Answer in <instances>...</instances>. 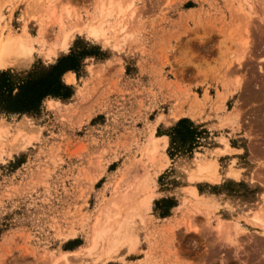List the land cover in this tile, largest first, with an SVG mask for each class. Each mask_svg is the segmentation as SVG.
Masks as SVG:
<instances>
[{"label": "rangeland", "instance_id": "rangeland-1", "mask_svg": "<svg viewBox=\"0 0 264 264\" xmlns=\"http://www.w3.org/2000/svg\"><path fill=\"white\" fill-rule=\"evenodd\" d=\"M114 1L128 7L104 23L107 43L75 36L51 59L60 32L108 0H0L4 35L47 31L29 61L0 72L36 78L87 54L74 83L61 78L69 99L0 112V264H61L65 252L81 264H264V226L246 220L260 212L264 221V0ZM192 109L197 120L168 123L171 111ZM180 120L201 133L188 153L169 149ZM216 158L219 183L188 181L194 160ZM219 220L238 229L225 236Z\"/></svg>", "mask_w": 264, "mask_h": 264}, {"label": "bare ground", "instance_id": "bare-ground-1", "mask_svg": "<svg viewBox=\"0 0 264 264\" xmlns=\"http://www.w3.org/2000/svg\"><path fill=\"white\" fill-rule=\"evenodd\" d=\"M117 2L114 0H108V2L106 4L101 2L98 5L97 10H95L90 15L87 22L82 24V26H73L72 28H70L68 30L60 32V35H59L57 42L55 44H53V46L46 47L45 56L47 58L52 59V58H56L58 53L66 52L75 36H84L86 39H91V40L97 41V42L102 43V44L107 43L109 41L108 40L109 37H107V35H105L103 33L104 23H107L108 22L107 20L109 18H111L113 15L122 14L128 7V5L126 7H124L121 5V3L119 4V1H117ZM33 7H34V5H33ZM31 8H32V6L30 7V9ZM25 23H27V22H25ZM56 24L59 27H61L60 19H57ZM25 26L26 25H23V27L19 33H13V32L7 31L6 32L7 34L4 35L3 33L0 32V70L11 67L20 61H29L31 59L32 51L35 49V45H39L41 47L45 46L44 45V39L47 36V31L43 27H40L37 31V35L32 37L28 34V31H27ZM233 39L234 38L232 37V40ZM245 42H242V43H244L246 45ZM235 46L237 47V44L233 46L234 50L236 52V50H238V49H235ZM246 47H247V45H246ZM246 47H245V50H246ZM228 48H229V46H228ZM229 50L227 49L228 52H229ZM243 50H244V48H243ZM226 52H223V53H226ZM238 54H239V52H238ZM222 55H224V54H222ZM222 55L220 57H222ZM62 81L64 84L74 83L73 74L71 72H66L62 76ZM220 95H222L220 97V99L223 100L225 98V96H223L224 94H220ZM46 103L51 108L57 107V105H58V102L54 101L52 99L46 100ZM177 111L173 110L169 113V121H168L169 124L172 123L173 121L177 120L179 116L188 115V117H190L192 120L198 119V114L193 109L190 110V112H180L179 110H177ZM227 119H228V117H227ZM157 141H158V139H156V138L155 139L153 138V139H151V141H149L148 147L151 150V152H154L155 149L157 148V143H156ZM223 144L226 147L225 150L228 149L227 144L225 142ZM225 150H224V152H227V150L226 151ZM224 152L222 150V152L221 151L218 152V155L222 154ZM188 172L189 173H188L187 179L189 182H191L193 180H199V181L204 180V181H207L210 183H215L219 180V176L216 172V162L214 160H212V161L211 160H209V161H207V160L206 161L194 160L193 166L191 167V169ZM226 173H227V176H230L234 179H238L240 176V174L237 171H234L233 169H228ZM188 188H186L187 189L186 192L189 194V196H191L192 198L197 200L198 196H197L195 190L191 187L189 189ZM148 202H150L149 194L145 195L144 199L142 200L143 204L148 203ZM261 214H260V212H259V214L253 213L250 215L251 219H248L246 217L245 218H246V220H249V222L251 220V224L252 223L255 225L261 224V226H264L263 217L260 216ZM222 224H223V226L225 225L224 222L219 220L218 225H217L218 231L220 230V228L223 227ZM227 226H229V224ZM232 226L234 227V229L235 228L238 229L237 225L235 223H233L230 227H232ZM109 232H110V229H109ZM104 234H105V231H103V230L96 231L95 234L93 235V238L91 239L92 245H95V243L97 241H100L101 239H103ZM105 241H104V243H105V248H104L105 254L108 255V253L109 252L111 253V250L114 249L115 244L113 243L114 240L110 241L111 243H106L108 240L106 242ZM129 248H131V247H129ZM76 255H77L76 252H65V253L61 254V256H59V258H57L56 262H59L61 264H81L79 257L78 256L75 257Z\"/></svg>", "mask_w": 264, "mask_h": 264}, {"label": "trees", "instance_id": "trees-1", "mask_svg": "<svg viewBox=\"0 0 264 264\" xmlns=\"http://www.w3.org/2000/svg\"><path fill=\"white\" fill-rule=\"evenodd\" d=\"M86 53H70L59 58L55 64L42 69L36 78L32 74L25 78L0 72V112L5 114H36L46 98L61 101L71 97L72 91L65 86L61 78L66 72H75L80 66ZM201 133L186 120H180L169 131V149L190 152L194 148L196 139ZM163 204L171 205L169 201ZM162 215H167L163 213Z\"/></svg>", "mask_w": 264, "mask_h": 264}, {"label": "crops", "instance_id": "crops-1", "mask_svg": "<svg viewBox=\"0 0 264 264\" xmlns=\"http://www.w3.org/2000/svg\"><path fill=\"white\" fill-rule=\"evenodd\" d=\"M73 78H74V76H73ZM74 81H75V79H74ZM67 85H69V84H67ZM229 147V146H228ZM229 150L232 152V150L233 151H237V150H234V149H230V147H229ZM229 154V153H228ZM238 153H232V155L231 156H236ZM223 155H225V154H223ZM216 163H217V158H216ZM240 174V173H239ZM240 177H241V174H240ZM224 178H227V177H224ZM223 179V178H222ZM221 179V180H222ZM228 179H230V178H228ZM231 180H233V179H231ZM220 181V180H219ZM219 181H218V183H219ZM233 181H235V180H233ZM239 181V180H238ZM208 183V182H207ZM208 184H217V183H208ZM189 187V186H188ZM190 187H193V186H190ZM194 188V190L196 191V193H197V190H196V188L195 187H193ZM186 189V188H185ZM221 221H223V220H221ZM224 222V226H223V224H222V228H220L221 229V232L223 233V235H225V236H232L233 234H234V232H235V229H234V225L232 226V227H230L235 221H233V220H230V221H223ZM229 224V226H227V225Z\"/></svg>", "mask_w": 264, "mask_h": 264}]
</instances>
